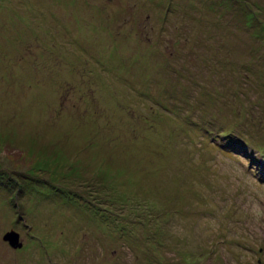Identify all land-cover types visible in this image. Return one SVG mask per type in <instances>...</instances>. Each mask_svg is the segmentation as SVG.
Instances as JSON below:
<instances>
[{
	"label": "rangeland",
	"instance_id": "rangeland-1",
	"mask_svg": "<svg viewBox=\"0 0 264 264\" xmlns=\"http://www.w3.org/2000/svg\"><path fill=\"white\" fill-rule=\"evenodd\" d=\"M0 264H264V0H0Z\"/></svg>",
	"mask_w": 264,
	"mask_h": 264
},
{
	"label": "water",
	"instance_id": "water-1",
	"mask_svg": "<svg viewBox=\"0 0 264 264\" xmlns=\"http://www.w3.org/2000/svg\"><path fill=\"white\" fill-rule=\"evenodd\" d=\"M4 239L8 240L13 247H19L22 245V241L20 240V233L16 230H10L5 233Z\"/></svg>",
	"mask_w": 264,
	"mask_h": 264
}]
</instances>
